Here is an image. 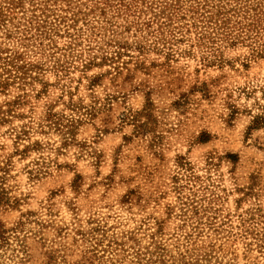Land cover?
Returning <instances> with one entry per match:
<instances>
[{"label": "rangeland", "instance_id": "374dc122", "mask_svg": "<svg viewBox=\"0 0 264 264\" xmlns=\"http://www.w3.org/2000/svg\"><path fill=\"white\" fill-rule=\"evenodd\" d=\"M100 1L0 0V56L38 64L0 92V264H264L240 229L264 207V55L187 28L161 41ZM46 16L59 35L34 29Z\"/></svg>", "mask_w": 264, "mask_h": 264}, {"label": "trees", "instance_id": "16d2710c", "mask_svg": "<svg viewBox=\"0 0 264 264\" xmlns=\"http://www.w3.org/2000/svg\"><path fill=\"white\" fill-rule=\"evenodd\" d=\"M118 1L120 2V7H124V9L130 13L140 12V15H151L150 19L144 22L143 25L146 26L147 29H150L152 25L156 23L158 28L150 32L151 34L157 32L156 35L158 36L156 37L161 41H164L166 33L165 30L171 32V34L176 37L177 33H181L184 28H187L186 31L188 33H190L191 29L195 30L197 41L201 46H204L207 43H215L217 40H222L230 45L245 43L248 44L247 46H258L257 50L253 48V51H257L256 53L259 55H264V49L259 50L260 46L264 47V0H236L235 4H232L230 7H228V4L211 5V2L205 0L204 2L199 1L197 5L195 4L189 9H184L181 7V0ZM100 2L107 6L110 0H101ZM84 3L85 2H81L82 5H84ZM23 4L24 0H10L8 3L10 10H13L14 12ZM9 8H6V11H8ZM3 9L4 8L0 6L1 25L6 21L3 19ZM120 10L121 9H119L118 12H120ZM102 11L103 8H101V12ZM103 14H105V11H103ZM187 14L191 15L190 21H186ZM72 15L73 18H68L67 16L60 17V24L61 22H66L67 19H72V24L75 26L79 21V18L76 14ZM37 18V15H33L31 23L33 24L34 20ZM46 18L44 20H37V22H35L37 26L34 29L40 32L39 35H45L44 37L50 36L48 34V30H51V32L55 31V33L59 35L57 28H55L52 22L49 21L50 17L46 16ZM183 21L184 24H186L185 26H175L176 23ZM31 23H29V25H31ZM72 24H69L70 28H74ZM64 26H66V23ZM31 28L32 26H30V29ZM75 29L76 28H74V30ZM178 29L181 30L176 32ZM28 40L29 39H27V41ZM21 46L29 45L27 43L21 42ZM67 46H79V43L70 41ZM2 53L3 51H1V54ZM19 60L22 61L21 54L18 56L15 54L13 57L8 58L3 57L2 55L0 56V92H4L9 86L19 82L20 80L23 81L27 79L26 77H30L28 75L29 72L38 69V64L29 63L27 61H23L22 64H18ZM22 100V97L19 96L6 103L7 111L1 112L3 113L1 118L3 122H7L9 121V118L15 117L16 114L14 113V109L16 106H20L22 104ZM44 121L48 123L47 125L57 126L58 129H60V127L68 129V132H65L64 135L71 134L70 126L72 127L74 123L73 118L69 119L67 116L63 115L60 117L59 114L53 113L52 110L47 112ZM43 128H45V124H43ZM35 144L40 147L38 143ZM193 203L198 202H195V200L191 201V212L198 215L200 211ZM203 211L206 212L205 209ZM256 212L258 213L252 214L250 217L241 218L240 229L242 236L252 237L253 241L250 242V244L253 243L258 247L259 250H264V207L259 206V208L256 209ZM247 223H252V225H247Z\"/></svg>", "mask_w": 264, "mask_h": 264}]
</instances>
